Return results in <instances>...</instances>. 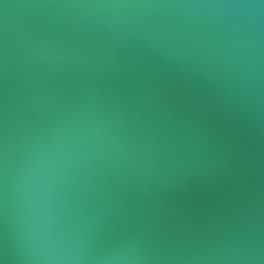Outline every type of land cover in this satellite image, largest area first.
<instances>
[{
  "label": "water",
  "instance_id": "1",
  "mask_svg": "<svg viewBox=\"0 0 264 264\" xmlns=\"http://www.w3.org/2000/svg\"><path fill=\"white\" fill-rule=\"evenodd\" d=\"M0 264H264V0H0Z\"/></svg>",
  "mask_w": 264,
  "mask_h": 264
}]
</instances>
